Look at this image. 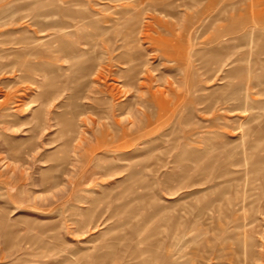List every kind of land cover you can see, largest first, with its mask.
<instances>
[{
  "label": "rangeland",
  "instance_id": "1",
  "mask_svg": "<svg viewBox=\"0 0 264 264\" xmlns=\"http://www.w3.org/2000/svg\"><path fill=\"white\" fill-rule=\"evenodd\" d=\"M0 264H264V0H0Z\"/></svg>",
  "mask_w": 264,
  "mask_h": 264
},
{
  "label": "bare ground",
  "instance_id": "2",
  "mask_svg": "<svg viewBox=\"0 0 264 264\" xmlns=\"http://www.w3.org/2000/svg\"><path fill=\"white\" fill-rule=\"evenodd\" d=\"M60 31V30H59ZM238 45V44H237ZM227 47V46H226ZM78 55V54H77ZM74 56V55H73ZM230 77V76H229ZM224 80V79H223ZM225 80H226V78H225ZM226 82V81H225ZM239 89V88H238ZM238 100V99H237ZM256 161V160H255ZM256 169V168H255ZM253 172V171H252ZM255 172V171H254ZM224 229H225V227H224ZM228 230V229H227ZM228 232H230V231H228ZM229 235H230V233H229ZM236 235V234H235ZM227 237V236H226ZM232 237V236H231ZM234 237V236H233ZM237 238V237H236ZM232 239V238H231ZM230 239V240H231ZM233 240V239H232ZM237 241H239V243L241 244L242 242H241V239H239L238 238V240ZM250 241V240H249ZM233 242V241H232ZM244 245H245V243H244ZM246 245H247V240H246ZM231 248V247H230ZM251 252V251H250Z\"/></svg>",
  "mask_w": 264,
  "mask_h": 264
}]
</instances>
